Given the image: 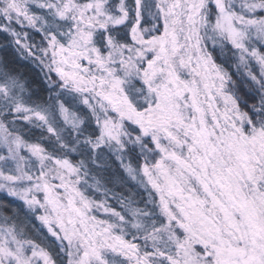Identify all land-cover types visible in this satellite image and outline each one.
I'll use <instances>...</instances> for the list:
<instances>
[{
    "label": "snow or ice",
    "instance_id": "6c2138e0",
    "mask_svg": "<svg viewBox=\"0 0 264 264\" xmlns=\"http://www.w3.org/2000/svg\"><path fill=\"white\" fill-rule=\"evenodd\" d=\"M0 264H264V0H0Z\"/></svg>",
    "mask_w": 264,
    "mask_h": 264
}]
</instances>
